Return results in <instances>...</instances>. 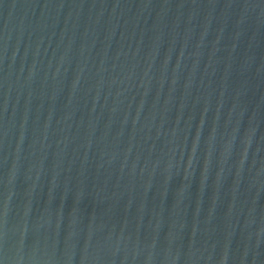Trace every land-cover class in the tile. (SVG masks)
<instances>
[{"label":"water","instance_id":"1","mask_svg":"<svg viewBox=\"0 0 264 264\" xmlns=\"http://www.w3.org/2000/svg\"><path fill=\"white\" fill-rule=\"evenodd\" d=\"M0 264H264V0H0Z\"/></svg>","mask_w":264,"mask_h":264}]
</instances>
